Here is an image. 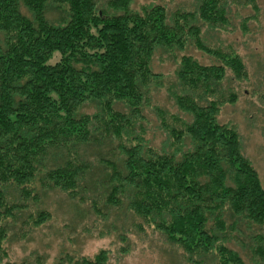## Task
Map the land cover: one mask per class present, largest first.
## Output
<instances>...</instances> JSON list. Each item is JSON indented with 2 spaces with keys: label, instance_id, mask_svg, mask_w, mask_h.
<instances>
[{
  "label": "trees",
  "instance_id": "trees-1",
  "mask_svg": "<svg viewBox=\"0 0 264 264\" xmlns=\"http://www.w3.org/2000/svg\"><path fill=\"white\" fill-rule=\"evenodd\" d=\"M132 4L0 0V264H15L7 261L5 247L10 223L26 214L30 202L38 204L43 192L80 199L91 168L80 151L108 143L116 144L119 162L100 155L110 169L102 184L108 186L107 208L137 218L139 232L147 226L160 233L189 264H246L227 242L239 240V222L249 229L264 226V188L242 154L237 127L218 117L222 106L238 101L235 91L219 88L228 73L239 84L250 76L233 48L203 43L199 23L226 31L231 6L251 8L253 15L241 24L247 32L260 14L258 0H201L194 12L171 14L159 3L139 11ZM53 12L60 16L56 21L49 18ZM189 45L217 63L204 66L189 55L179 59L175 79L182 92L168 90L178 110L190 116L183 119L151 103L152 90L165 80L151 63L159 49L170 53ZM92 101L99 111L78 116ZM116 103L128 111H118ZM147 108L157 114L173 152L148 145L141 125ZM187 142L190 149L184 151ZM51 216L43 210L27 214L23 227L38 229ZM251 240L255 245L238 243L255 264L264 263V237ZM119 252L128 254L129 245ZM110 256V250L93 257L64 254L53 264H108Z\"/></svg>",
  "mask_w": 264,
  "mask_h": 264
},
{
  "label": "rangeland",
  "instance_id": "rangeland-1",
  "mask_svg": "<svg viewBox=\"0 0 264 264\" xmlns=\"http://www.w3.org/2000/svg\"><path fill=\"white\" fill-rule=\"evenodd\" d=\"M101 6L108 0H97ZM201 0H133L132 11H139L146 4L159 3L171 14L175 11L194 12ZM260 14L256 19L249 21L247 32L241 28L245 17L253 15L251 8L243 9L231 6L229 18L232 25L226 31L212 30L207 25L201 24L202 40L212 47H231L240 53L249 71L248 82L237 83L228 78L219 85L221 93L235 91L238 101L235 104H226L221 107L218 121L223 124H234L240 133L242 154L246 156L256 168L264 188V0H258ZM24 15L30 14L22 7ZM52 21L60 18L54 12L49 15ZM184 55H189L198 60L202 65H216L217 60L199 52L193 45L185 50L167 52L159 49L154 55L151 68L154 72L164 75V87L151 92V103L158 108H163L169 113H177L183 119H190L185 113L178 110L169 88L182 92L177 85L175 72L178 61ZM118 111L126 112L123 104L116 103ZM99 111L96 102L83 105L78 116L92 115ZM145 116L142 126L148 145L160 151L173 152L170 138L161 129L158 116L153 108L143 110ZM116 144H106L104 149L98 146L82 147L85 161L90 165V170L82 183L80 199L71 200L62 192L49 190L43 192L41 201L34 205L30 202L25 215H21L16 224L10 223L8 239L5 247L8 251L7 261L15 264H53L64 254L82 255L93 257L100 250H110L108 264H189L183 251L168 243L165 238L147 226L143 231L136 229L137 218H132L125 210L115 211L104 205L108 186L102 184L108 177L110 169L103 167L99 162L104 160L119 162ZM190 149L189 142L185 144L184 151ZM116 152V154H115ZM114 153V154H113ZM8 193V192H7ZM11 201H14L15 191L11 190ZM9 194V193H8ZM9 196V195H8ZM10 198V196H9ZM98 204L100 210H94ZM39 210L51 213V220L38 229L23 227V219L27 214H36ZM96 211V212H95ZM237 237L249 246L255 245L252 236L264 237V226H252L238 223ZM235 235V236H236ZM121 236L127 237V242L121 241ZM239 240L227 242L229 248L237 250L246 264H255L248 249L242 247ZM264 243V240L262 241ZM129 245L128 254L120 253L122 247ZM264 264V263H260Z\"/></svg>",
  "mask_w": 264,
  "mask_h": 264
}]
</instances>
